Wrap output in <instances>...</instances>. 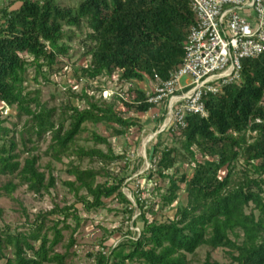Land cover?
Instances as JSON below:
<instances>
[{
	"label": "trees",
	"instance_id": "obj_1",
	"mask_svg": "<svg viewBox=\"0 0 264 264\" xmlns=\"http://www.w3.org/2000/svg\"><path fill=\"white\" fill-rule=\"evenodd\" d=\"M18 5L16 8H13ZM195 16L188 0H12L0 6V196L10 197L21 187L39 198L50 194L56 179L50 166L49 178L40 171L42 156L61 163L76 157L82 163L100 164L101 169H83L70 162L67 174L74 178L64 185L85 212L105 207L104 200L115 198L131 219L135 207L122 191L124 178L110 175L107 166L121 160L129 168L127 157L116 155L108 138L95 132L86 140L94 147H77L91 124L105 125L113 136H126L137 127L125 115L146 114L156 109L147 103L146 91L131 88L119 100L125 111H116V102L95 100L86 93L69 94L85 101L80 110L71 104L61 108L42 102V91H29L28 72L34 68L35 80L49 84L52 75L61 71L60 59L68 57L76 37L86 67L75 75L79 82L113 78L123 84L146 83L158 75L167 80L170 72L183 62L184 45ZM207 118L188 115L186 128L178 133L168 129L156 136L148 151L150 180L157 178L154 190L158 200L152 204L136 198L143 221L139 233L114 247L105 243L94 254L95 264H194L201 248L206 259L196 264H219L212 253L222 250L227 264H264V53L243 61L241 81L224 88L218 95L204 98ZM5 110L16 112L17 131L6 126ZM157 125L166 119L167 110H159ZM259 121V122H258ZM157 126V127H158ZM142 127L139 128V131ZM163 133L174 138L167 146ZM17 135L19 137H17ZM49 140L41 155L39 142ZM186 165L191 173H180ZM221 174H224L223 176ZM107 178L99 183L98 178ZM186 196L179 201V193ZM172 219L157 220L159 212L171 208ZM155 207H158L155 211ZM3 211L0 209V216ZM146 214H151L152 220ZM74 223L72 226L69 221ZM135 225V224H134ZM81 217L75 204L55 207L40 213L33 223L21 228L0 227V264H68L75 253V235ZM70 237L65 253L57 252ZM133 236H135L133 238Z\"/></svg>",
	"mask_w": 264,
	"mask_h": 264
},
{
	"label": "rangeland",
	"instance_id": "obj_2",
	"mask_svg": "<svg viewBox=\"0 0 264 264\" xmlns=\"http://www.w3.org/2000/svg\"><path fill=\"white\" fill-rule=\"evenodd\" d=\"M64 3H70L72 0H61ZM12 0H0V6L3 3L8 5ZM15 5L13 8H16ZM83 34L76 37L71 44V51L68 57L60 59V66L62 70L52 75L50 83L46 84L41 77L38 81L35 80V70L31 68L28 72L27 89L29 91L41 90L42 102L47 103L48 107L56 108L60 114L61 108L66 104H71L78 107L80 110L86 107L85 101L73 98L70 94L82 95L86 93L88 96H94L95 100L106 101L107 103L116 102V111H125L119 100L114 97L126 98V94L129 89L140 88L146 92L150 91L153 87L151 81L146 83L134 82L133 84H123L118 80V76L114 75L113 78H100L93 82H79L75 75L76 70L80 67H86L89 59L82 57L84 50L81 47L80 42L83 39ZM187 78L181 80V84L185 85ZM69 91L71 93L69 94ZM158 110L153 109L146 114H133L128 113L126 118L130 117L137 123V127L132 128L126 136L115 137L111 128L105 125L92 126L88 124L86 126L87 131L82 135L81 140L78 141L77 147H83L86 149L100 148L106 151L105 146H95L92 142L86 141L92 132L97 133L105 138H108L114 153L116 155H125L128 161V169L125 168L126 161H119L107 166L106 170L110 175L124 178L125 181L122 186L123 193L135 207V211L131 219L128 218V214H125L122 205L115 199L110 198L104 200L105 207L92 212H85L82 205L77 203V199L69 189L64 185L66 182L74 181V178L67 174V169L70 162H74L75 165H81L83 169L94 168L96 170L101 169L100 164H90L88 160H84L80 163L76 157L63 158L61 163L53 161L49 156H42L40 162V171L46 173L47 179L49 178L50 166L53 172V176L56 179V186L50 190L49 195H45L43 198H39L30 193L26 187L19 188L12 198L0 196V209L3 211L0 216V227L10 226L12 229L21 228L27 223H33L36 217L40 213H45L52 210L55 205L59 207H65L75 204L78 210V215L81 217V227L78 233L75 235L76 245L71 250L75 253L73 259L68 261V264H95V258L93 257L100 249L99 245L103 239L109 236V233L114 231L113 235L107 240L105 246L106 251H109L110 247H114L121 243L125 237H129L128 231L133 233H139L143 226V221L140 218L142 211L136 204V198L138 197L142 201H146L149 204L158 200L157 191L154 190L155 182L157 178L154 177L150 180L149 169L151 164L148 158V151L152 150L156 143V136L162 132L164 124L157 125L156 120L159 116ZM160 115V114H159ZM3 118H7L6 126L10 129H14L13 125L17 124V131H19L24 123H19L16 118V112L13 110H5L2 114ZM166 125V124H165ZM158 126V127H157ZM142 130L139 131V128ZM165 129V128H164ZM17 137H19L17 135ZM163 140L165 145L171 147L175 144L174 138L168 133H163ZM49 146V140L46 142H39L38 148L41 155L45 154ZM178 171L182 174L187 172L191 173V170L186 165L180 164ZM222 176L224 174H221ZM107 178L99 177L98 182L103 183ZM8 178H0V186L8 182ZM179 201L185 203L186 196L183 191L179 193ZM177 203L171 208L165 209L158 213L157 220L165 221L172 219L176 212ZM158 207H155L157 211ZM147 219L152 220L151 214H146ZM69 223L74 226V223L70 220ZM135 224V225H134ZM70 237L69 232L64 233L63 242L57 247V252L65 253V245ZM135 236H133L134 238ZM136 238V237H135ZM207 248H201L197 251L195 256H190L189 259L194 264L202 263L205 261ZM212 258L219 264H227L228 260L222 250H216L212 253Z\"/></svg>",
	"mask_w": 264,
	"mask_h": 264
},
{
	"label": "built area",
	"instance_id": "obj_3",
	"mask_svg": "<svg viewBox=\"0 0 264 264\" xmlns=\"http://www.w3.org/2000/svg\"><path fill=\"white\" fill-rule=\"evenodd\" d=\"M188 1L196 23L184 45L183 62L167 80L155 75L146 92L157 116L160 109L167 110L162 131L185 129L188 115L207 118L204 98L238 84L243 61L264 53V0Z\"/></svg>",
	"mask_w": 264,
	"mask_h": 264
}]
</instances>
